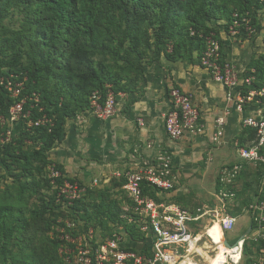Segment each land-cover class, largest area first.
Wrapping results in <instances>:
<instances>
[{
  "label": "trees",
  "instance_id": "trees-1",
  "mask_svg": "<svg viewBox=\"0 0 264 264\" xmlns=\"http://www.w3.org/2000/svg\"><path fill=\"white\" fill-rule=\"evenodd\" d=\"M105 2H111L115 8V23L112 38L100 46L113 58L125 60V67L119 68L128 76L100 70L95 64L93 51L77 42L79 38L94 35V19L90 14H93L99 3ZM86 4L90 11L85 17L82 10ZM33 5L36 6L29 22L36 27V36L40 41L35 56L25 63L24 54L15 42L5 40L6 44L0 46V107L6 112L15 103L24 101L23 111L30 113L28 119L22 122L19 137L0 148V160L8 170L13 171L14 166L15 170H20L18 178H29L30 182L39 185V189L44 187L47 192H52L48 195L51 220L46 221L42 229L44 234L51 233L46 240L51 252L38 248L37 253H34L33 249L27 264H65L59 254L62 241L55 230L58 221L69 218L82 220L88 229L92 212L99 220L115 222L121 216L122 207L112 198L110 189H122L126 182L124 177L123 182H114L113 187L98 195L89 191L84 198L74 203L70 212L57 204L58 191L46 178V170L48 166L54 165L48 154L67 136V122L79 112L90 109L92 93L101 91L105 96L107 85L116 94L137 93L135 83L139 77H130L131 66L136 62L134 54L142 59L147 53L150 54L149 65L164 56L172 62L182 61L201 66L200 58L205 44L200 34L216 30L207 27V23L223 19L229 26L234 14L244 16L248 13L251 24L255 26L254 15L264 7V0H28V6ZM192 31L196 33L195 36L191 35ZM257 65L249 69L256 70L258 82L255 86L261 88L264 87L261 80L264 70ZM124 77H128V85ZM9 83L22 84V92L15 101L5 97L4 84ZM29 123L32 125L29 126ZM254 138V130L243 129L240 146ZM28 141L32 146L27 144ZM62 181L63 178L56 180L57 184ZM143 186L145 194L151 190L159 191L146 183ZM35 214L38 219L34 224L25 220L19 227L21 238L27 241V245L31 244L30 247L34 243L29 233L37 227L42 228L41 223L46 219V215ZM126 232L128 234L127 228ZM8 233L7 218L0 211V244L4 250L3 238Z\"/></svg>",
  "mask_w": 264,
  "mask_h": 264
},
{
  "label": "rangeland",
  "instance_id": "rangeland-1",
  "mask_svg": "<svg viewBox=\"0 0 264 264\" xmlns=\"http://www.w3.org/2000/svg\"><path fill=\"white\" fill-rule=\"evenodd\" d=\"M35 6H28V0L0 1V46L6 44L5 40H8L9 43L15 42L24 54L25 63H28L35 56L36 50L40 47V41L36 36V27L29 22ZM83 7L82 12L86 17L89 15V6L86 4ZM113 11H115V8L111 2L99 3L93 10V14H90L94 19V35L79 38L77 42L79 45H85L93 51L95 64L100 70H111L113 74L120 73L121 76H128L127 73L124 74L119 68L120 66L125 67V60L113 58L100 46L101 43H106L109 38H112V29L115 23ZM254 16L256 22L255 26L253 23L251 24V31L242 30L236 35H231L228 23L223 19L208 22L207 27L214 28L218 32L222 28L228 40L231 43H236L233 45L234 50L237 51L235 53L236 56H234L235 62L233 61V63L238 65V67L239 65H243L242 67L249 69L250 67H255L256 63H258L257 66L264 70V7ZM220 33H223V31ZM153 40L154 37L152 36ZM128 46L129 43L127 42L126 48ZM194 55L196 56V54ZM133 59L136 62L131 66L130 77L138 75V81L135 83L138 91L133 95H128L127 93L128 97L125 98L124 109L122 110L125 112H128V101L130 99H133L135 102L140 98V95H145L147 88L145 73L147 66L151 65H149L150 54L148 53L143 59L134 54ZM124 79L127 80L126 84L128 85V77H124ZM261 80L264 82V76ZM20 87L22 89V84L19 83L16 85L4 84L6 99L15 101L19 97L15 94V90ZM11 107L6 112H3L0 107V148L4 144L9 143L8 141L11 142L19 137L22 122L28 119L30 115L29 112L24 111L23 113L14 114ZM79 115H83L84 119L80 122L77 119L78 116H76L72 119L73 122L69 120L70 122L68 121L65 127L67 134L65 140L62 143L56 144L54 149L48 154L56 169L63 173L65 177L88 187L89 191H93L94 194L98 195L103 190L113 187L114 182H123L126 173H145L147 171V164L151 160L152 153V149L148 148V144L151 141L138 140L129 143L128 140H123L122 146L124 151L128 153V160L119 162L117 168H112V171L107 175H95V170L98 171L99 161L91 155L87 156L85 148L89 146L87 145L89 144L87 143V139L94 130L92 127L100 119L92 112H79ZM126 123L128 127V118ZM135 123L138 126L140 121L136 120ZM31 125L32 123H29V126ZM27 144L32 146V143L29 141ZM157 147L156 152L166 150L164 144H160ZM78 149H82V152ZM184 156L188 158L193 156V159H188L190 160L189 163L195 164L193 170L175 169L177 183L172 190H151L145 194L144 188L143 193L145 198L161 202L165 207H176L185 213L186 217L190 219V221L185 223L186 231L198 238L197 244L200 249H207L210 246L209 242L204 241L206 240V236L203 234L212 225L216 224L218 216L220 218L231 216L236 219V228L226 235L228 243L232 246L236 244L250 227H254L246 239L241 241L237 247L230 249L223 247V245L219 247L221 252L210 259V264H253L264 261V224L260 225L252 221L254 213L251 209V205L254 202H264V165L255 166L238 159L220 160L219 163L211 162L208 151L193 153L190 156L186 153ZM235 165L241 166V173L234 179L233 186L224 189L220 181L221 173L225 167L231 169ZM15 168L14 166L13 171L8 170L0 160V211L7 218L9 231L8 236L3 238L5 250L1 248L2 245L0 244V264H27V261L30 260L27 258L33 249L35 250L34 253H37L38 248L51 252V247L46 242L51 233L44 234L42 229L45 227L44 223L51 220L49 213L51 203L48 195H51L52 192H47V189L44 187L39 189V185L30 182L29 178L23 176L22 178H18L20 170H15ZM49 175L50 172L47 167L46 178ZM96 178L102 180L98 188L93 186ZM144 183L148 184L147 182ZM262 185L263 191L261 190ZM222 190L234 196L223 198L221 196ZM110 192L112 198L117 200L122 207L120 218L116 219L115 222L109 219L99 220L90 212L92 220L88 223L89 227L96 229L99 236L103 239L112 237L116 233L121 235L127 234V228L128 242L131 239L134 242L145 243L148 236L143 230L146 224L141 218V211L134 208L131 197H129V194L127 197L122 189H110ZM126 207H128V212L124 210ZM36 212L37 215H46V219L44 222L41 220L42 228L39 229L37 227L29 233V236L32 238L31 242L34 243V246L30 247L31 244L28 242L29 245H27V241L21 238L22 233L19 227L25 220L34 224L38 219L35 216ZM126 214H128V221L123 218L127 216ZM257 215H264V211L257 213ZM82 222L86 226L85 221ZM102 223L104 226H101ZM256 232L257 234H255ZM200 234H202L201 237ZM193 241L194 239L192 238L189 248ZM133 247L129 249H133ZM135 248L133 250L137 252L142 251L137 250L139 249L137 247ZM186 250L187 248L180 249V253L185 254Z\"/></svg>",
  "mask_w": 264,
  "mask_h": 264
},
{
  "label": "built area",
  "instance_id": "built-area-1",
  "mask_svg": "<svg viewBox=\"0 0 264 264\" xmlns=\"http://www.w3.org/2000/svg\"><path fill=\"white\" fill-rule=\"evenodd\" d=\"M251 31V20L248 13L244 16L233 15L229 24L231 35L241 31ZM191 35L195 36L194 31ZM205 48L200 58V65L206 69L213 79L226 89V99L235 104L238 112L251 111L244 117L242 124L245 129L255 131V140L248 141L239 149V156L242 162L251 165H264V87L257 88L258 82L256 70L246 69L242 72L224 57L223 39L218 31H210L200 34ZM12 84V83H9ZM21 86V85H17ZM105 96L101 91H95L90 97V109L98 119L109 120L118 113V99L126 96L124 93L116 94L112 87L107 85ZM21 87L15 90L19 96ZM171 109L164 118V128L167 137L172 141H181L186 137L203 136L207 132L204 117L201 109L195 103L193 95L184 92L181 88L172 86L169 91ZM35 100L38 102V98ZM24 101L11 107L13 113H23ZM229 113L226 112V115ZM225 117L218 118L211 135L214 143H219L224 134ZM38 124V123H37ZM10 142V141H8ZM148 148L155 150V143L150 142ZM145 173H126V182L122 190L133 201L136 210L141 211V218L146 224L144 232L151 236L153 241L152 251L137 252L128 249L124 244L126 234L116 233L112 237L103 239L97 230L86 226L82 220L67 219L59 220L55 230L57 237L62 241L59 254L65 264H181L188 255V246L193 236L186 231L185 223L190 221L185 213L176 207H165L161 202L145 198L143 183L159 191L172 190L177 183L173 154L169 150L156 152L147 164ZM51 184L58 191L57 204L62 205L63 210L70 212L76 201L84 198L89 189L82 186L75 180L71 181L65 177L54 165L48 166ZM241 173V166L233 168L225 167L222 171L221 183L224 189L233 186L234 179ZM63 178L61 184L56 180ZM98 188L99 181L93 183ZM263 191V185L262 189ZM223 198L234 196L224 190L221 191ZM128 206V205H127ZM166 208V209H165ZM253 210V222L264 224V215L257 213L264 211V202H254L251 205ZM128 212V207L124 209ZM173 210V211H170ZM124 219L128 221V214ZM223 235L233 231L236 226V219L231 216L217 218ZM127 233V232H126ZM187 248L185 254L180 249ZM253 264H264V261Z\"/></svg>",
  "mask_w": 264,
  "mask_h": 264
},
{
  "label": "crops",
  "instance_id": "crops-1",
  "mask_svg": "<svg viewBox=\"0 0 264 264\" xmlns=\"http://www.w3.org/2000/svg\"><path fill=\"white\" fill-rule=\"evenodd\" d=\"M222 31L223 33L220 34L223 39L225 57L229 62L233 63L237 52L234 50L233 45L236 43H231L224 30L220 28V32ZM229 38L231 39V37ZM233 64L240 72L247 68L242 67L243 65L238 67L235 63ZM145 75L147 79L146 93L145 95H140V98L135 102L133 99L128 101V112L122 111L125 98L128 97L126 94V96L118 99L119 105L116 116L109 120H100L92 127L94 130L87 139V143H89L87 145L89 146H86L85 154L87 156L91 155L99 161L98 171L95 170V175H107L112 171V168H117L119 162L128 160V153L124 151L122 146L123 140H128L129 143L138 140L155 143V150H152L151 159L157 151V146L164 144L166 149L175 156L174 164L178 170H193V166H195V164L189 163L193 156L188 158L184 156L186 153L190 156L193 153L208 151L209 160L217 163L220 160L238 159L241 161L239 149L243 146H240L239 139L242 136L243 129H245L242 121L251 111L248 109L244 113L238 112L235 104L226 99L224 86L216 82L206 69L188 62H172L162 56L159 60L147 66ZM172 86L179 87L184 92L193 95L194 101L201 109L204 117L207 128L205 135L186 137L181 141H172L167 137L164 128V118L171 109L169 91ZM86 112L90 113L91 111L88 110ZM226 112L229 114L226 115ZM77 116L80 122L84 119L83 115L78 114ZM222 117H225L226 121L224 134L219 143H214L211 140V135L213 134L216 120ZM136 120L140 121L138 126L135 123ZM71 121L73 122V120ZM78 150L82 152V149ZM96 180L101 184V179L96 178ZM203 235L206 236L204 241L209 242L210 246L207 249H200L197 244L198 238L192 235L194 241L190 248L189 246L187 247L189 256L181 264H210V259L221 252L219 247L222 245L225 247V235H223L218 222L212 225ZM201 236L202 234H200ZM124 238V244L128 248L135 246L139 248L137 250L148 252L153 249L151 236H148L145 243L134 242L131 239L128 242L127 234ZM135 247L133 249H136Z\"/></svg>",
  "mask_w": 264,
  "mask_h": 264
},
{
  "label": "water",
  "instance_id": "water-1",
  "mask_svg": "<svg viewBox=\"0 0 264 264\" xmlns=\"http://www.w3.org/2000/svg\"><path fill=\"white\" fill-rule=\"evenodd\" d=\"M252 230V228H250L237 242H236V244L235 245H230L229 243H228V240H227V237H226V234H225V236H224V246L226 247V248H228V249H230V248H235V247H237L239 244H240V242L241 241H243V240H245L246 239V237L249 235V233H250V231Z\"/></svg>",
  "mask_w": 264,
  "mask_h": 264
}]
</instances>
